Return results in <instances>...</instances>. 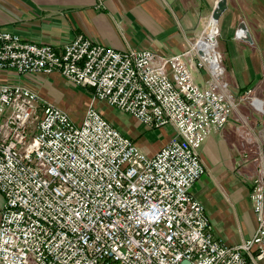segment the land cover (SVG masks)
<instances>
[{
    "label": "built area",
    "instance_id": "1",
    "mask_svg": "<svg viewBox=\"0 0 264 264\" xmlns=\"http://www.w3.org/2000/svg\"><path fill=\"white\" fill-rule=\"evenodd\" d=\"M197 48L161 56L79 35L58 53L0 27V72L55 71L93 97L76 121L34 88L0 83V264L264 259V157L249 177L257 221L250 238L236 245L213 238L203 204L190 194L204 173L200 145L222 131L237 106L223 69ZM94 100L145 129L171 126L175 134L147 154Z\"/></svg>",
    "mask_w": 264,
    "mask_h": 264
},
{
    "label": "crops",
    "instance_id": "2",
    "mask_svg": "<svg viewBox=\"0 0 264 264\" xmlns=\"http://www.w3.org/2000/svg\"><path fill=\"white\" fill-rule=\"evenodd\" d=\"M216 1L0 0V27L25 41L52 45L58 53L82 35L119 51L131 48L171 56L185 51L200 34ZM240 21L245 23L250 41L235 36ZM216 28L214 46L220 54L223 79L237 106L222 131L210 134L200 145L204 173L193 183L190 194L203 204L213 238L236 245L250 238L257 227L249 177L257 173L264 157V0H226ZM195 78L203 82L205 71L200 69ZM1 82L34 88L42 99L67 110L74 94H85V103L92 95L91 89L75 87L55 71H1ZM251 98L261 101L262 110L251 104ZM94 105L109 120L112 116L115 124L110 107L101 102ZM85 107L78 113L83 115ZM115 122L123 127V123ZM126 129V135L136 138L135 143L147 154H153L175 134L171 126H164L158 128L163 138L152 141L142 136L146 129L140 125L132 122ZM3 204L0 193V211ZM256 264H264V259Z\"/></svg>",
    "mask_w": 264,
    "mask_h": 264
},
{
    "label": "rangeland",
    "instance_id": "3",
    "mask_svg": "<svg viewBox=\"0 0 264 264\" xmlns=\"http://www.w3.org/2000/svg\"><path fill=\"white\" fill-rule=\"evenodd\" d=\"M203 30V29H202ZM199 33H197V35H198ZM197 35L195 36V38L191 41V43H190V45H192V42H194V40L196 39V37H197ZM202 46H204V47H206V48H208L207 47V45L206 44H204V45H202ZM214 48L215 47H213V48H208L209 50H214ZM216 50H218V48L216 47ZM218 52V51H217ZM218 55H220L219 53H218ZM219 60H220V63H221V59H220V57H219ZM222 72H223V70H222ZM88 99V98H87ZM93 100V97H92V95H90V101H88L87 103H85L84 101H85V94H83V93H77V94H74V96H73V99H72V103L70 104V108L71 109H66L65 107H63L62 106V108L63 109H65L69 114H70V116L72 117V119H74V120H76V121H79L80 119H81V116H82V113H78V111H80V107L82 108H84V105H86V106H88V104L91 102ZM95 102H98V101H95L94 100V103ZM100 103V102H99ZM102 103V102H101ZM103 105H105L104 103H103ZM61 107V106H60ZM108 107V106H107ZM86 108V107H85ZM111 109V111H113L115 114H113L114 116H115V120H114V125H115V127H117L116 126V122L115 121H119V122H121V123H123V127H121L120 126V128L119 127H117L121 132H123L124 134H129L126 130V128H131V124H132V120L126 115V114H122V113H120L119 111H117V110H115V109H112V108H110ZM84 111V110H83ZM110 118V117H109ZM111 118H112V116H111ZM110 118V121L112 120ZM130 119V120H129ZM134 123V122H133ZM163 132H161V130H159V129H155V130H153V129H146V130H143V135L142 136H144L145 138H147V139H150V140H152V141H154V140H156V141H159V140H161L162 138H163ZM157 135V136H156ZM135 140H136V138H134ZM134 140V141H135ZM148 144H151V142H148ZM152 145V144H151ZM258 170V169H257Z\"/></svg>",
    "mask_w": 264,
    "mask_h": 264
},
{
    "label": "water",
    "instance_id": "4",
    "mask_svg": "<svg viewBox=\"0 0 264 264\" xmlns=\"http://www.w3.org/2000/svg\"><path fill=\"white\" fill-rule=\"evenodd\" d=\"M226 9V0H217L216 4L210 14V19L217 22L219 20V17L221 16V14L224 12V10ZM211 22L208 21V24L205 28V31L208 30L209 26H210ZM235 36L242 41H250V34L249 31L245 25V23L243 21H240L237 26H236V30H235ZM212 39V37L210 38ZM214 40V38H213ZM197 53L198 55L203 58V60L207 63H212L215 64L216 61L214 59V57H212L209 53H208V49L206 47L203 46H198L197 48ZM257 110H262L261 109V101L256 99L254 101V105H253ZM183 264H186V262H183Z\"/></svg>",
    "mask_w": 264,
    "mask_h": 264
},
{
    "label": "bare ground",
    "instance_id": "5",
    "mask_svg": "<svg viewBox=\"0 0 264 264\" xmlns=\"http://www.w3.org/2000/svg\"><path fill=\"white\" fill-rule=\"evenodd\" d=\"M208 21L211 22V24H210L208 30L205 31V28H206V26L208 24ZM216 31H217L216 22L211 20L210 17H209L208 20L205 22V24L203 26V30L196 37L194 42H192V46L196 48L198 46H202V45L206 44L208 48L215 47L214 45H215V34H216ZM211 37H212V39H210ZM213 38H214V40H213ZM208 53L212 57H214V59L216 61V63L214 65H212L213 67H215L216 71L218 69L222 70L223 66H222V63H220L219 55H218V52L216 51V49L214 48L213 51L208 49ZM216 66H218V67H216Z\"/></svg>",
    "mask_w": 264,
    "mask_h": 264
}]
</instances>
